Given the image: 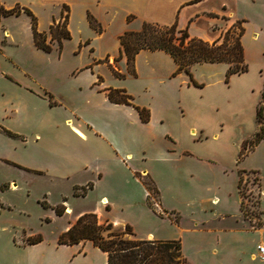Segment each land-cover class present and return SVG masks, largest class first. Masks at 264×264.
<instances>
[{
	"label": "crops",
	"instance_id": "0c3cea01",
	"mask_svg": "<svg viewBox=\"0 0 264 264\" xmlns=\"http://www.w3.org/2000/svg\"><path fill=\"white\" fill-rule=\"evenodd\" d=\"M2 2L7 10L20 5L33 14L35 12L30 4L20 0ZM43 2L52 9L60 8V13H50V22L59 21L63 7H68L70 31L74 6H82L91 35L80 41L79 48L89 51L90 60L71 74L69 88L55 93L10 55L9 47L17 41L3 18L0 24V126L13 136L0 130V165L11 167L9 163L15 164L12 167L16 174L0 181V192L15 191L22 180L30 177L45 174L65 177L77 170L90 169L93 161H101L107 170L115 167L134 175L137 185L145 189L146 204L143 205L147 206L149 192L139 176L151 177L159 190L155 212L162 219H169L181 237L184 233H192L198 246L207 248L209 245L212 249L208 252L221 263L224 248L229 244L232 246L227 254L231 258L230 264H264L257 250L264 241V153L253 158L262 148L264 139L251 150L248 147L245 156L240 157L243 144L253 141L260 131L256 115L262 101L264 70L260 71L261 85L250 90L256 99L254 126L247 128L242 121L234 123L238 132L232 143L236 159L227 161L214 148L220 145L227 127L223 113L230 112V106L235 104V79L244 78L249 71L227 79L226 75L222 76L227 74L226 64H199L198 68L195 65L192 74L197 85H194L186 72L177 74L179 66L170 54L162 50H142L135 58V75H132L120 43L125 32H138L144 23L176 25L180 30H188L191 37L216 42L224 31L242 20L235 19L230 13L231 0ZM91 18L96 27L91 26ZM119 18L123 25L113 29ZM39 31L45 33L47 29L39 28ZM31 33L33 47L44 52L35 46L32 28ZM64 44L65 41L62 50ZM55 45L59 47L53 43L52 51ZM112 68L124 77H116ZM110 90H125L133 99L131 104L111 102ZM136 107L149 110V122L142 121ZM96 168L97 174L100 173L98 186L107 176L101 173V166ZM241 172H255L260 179L258 204L262 226L256 229L250 228L242 210ZM163 177L168 181L165 182ZM165 183L176 194V203L167 200ZM101 199L103 203L108 200L105 196ZM179 202L186 204L190 218L186 217L185 207L177 204ZM9 210L10 206L1 204L0 237L9 234L11 239L14 237L12 230L2 220V215ZM95 213L98 217L102 209ZM177 217L178 223L175 222ZM75 223H71L65 232ZM251 232H258L260 239L249 243ZM58 239L52 245H47L45 239L33 245L16 241V245H9L4 263L108 264L107 254L92 242L60 245ZM139 239L156 240V236L150 232ZM179 241L187 263L199 264L188 258L185 240Z\"/></svg>",
	"mask_w": 264,
	"mask_h": 264
},
{
	"label": "rangeland",
	"instance_id": "374dc122",
	"mask_svg": "<svg viewBox=\"0 0 264 264\" xmlns=\"http://www.w3.org/2000/svg\"><path fill=\"white\" fill-rule=\"evenodd\" d=\"M20 1L30 4L38 18L40 30L47 29L45 33L48 34L50 26L55 22V20L50 22V13L52 11L60 13V8L53 7L52 9L46 6L43 0ZM0 7L7 10L2 0H0ZM13 9L23 10L24 7L19 5ZM81 9L82 6H74L70 22L72 38L65 41L62 52L56 45L57 49L55 48L50 53L38 51L33 47L31 19L26 13L22 12L21 15H24L20 18L15 16L4 18L12 36L17 41L10 45V55L35 75L44 86L54 90L55 93H61L69 88L72 83L71 74L76 69L83 68L90 60L89 51L79 48L80 41L91 35L84 20L83 9ZM229 10L235 19L246 21L242 43L249 72L244 78L236 77L235 79V104L230 106V112L223 113L227 127L225 126L226 130L220 145L217 146L218 149L214 148L216 153L223 155L227 161L233 157L236 159L232 143L238 132L235 131L234 125L242 121L247 125V128L254 126L256 99L254 93L250 94V90L261 85L260 71L264 70V0H231ZM68 13V7L64 6L62 15L65 16ZM4 19H1L0 24ZM122 25L123 20L119 18L113 29ZM48 41H50V37H48ZM109 42H111V37H109ZM115 66L118 65L115 63ZM198 66L195 67L198 68ZM224 75L227 76L223 73L222 76ZM199 77L202 78L200 73ZM220 79L224 78L220 76ZM262 152L264 153V143L253 158L259 157ZM9 164L15 166L13 163ZM95 165L101 166V173H106L107 176L106 180L104 182L101 180L98 186V174L100 173L97 174ZM12 166L0 165V181L16 174V169ZM104 169L103 162L93 161L88 170H77L65 177H54L49 174L30 177L25 181L22 180L15 191L0 192V208L1 204L11 207L8 213L2 215V220L10 227L14 236L11 239L9 234L0 237V264H5L4 257H6L9 245H16L17 242L28 244V239L38 236L45 239L47 245H52L71 223L76 222L84 214H96L95 211L99 208L102 209V213L98 214L99 219L113 224L116 230L124 231L126 226H131L138 238L145 237L151 232L155 234L156 240L184 239L188 258L199 261V264H230L231 258L227 254L232 246L228 244L224 248L225 254L223 263H221L218 257L211 256L208 252L212 249L209 245L207 248L198 246L199 242L192 233H184L181 237V233L169 219H162L157 214L158 212L143 205L146 204L145 189L141 185H137L134 175L131 176L115 167L108 170L106 168V172ZM256 177L257 175L251 173L243 175L241 186L244 211L247 214L245 218L249 221L251 229L257 228L256 225L261 218V208L258 204L260 188L259 182L255 180ZM163 178L165 182L168 181L166 177ZM262 178L264 179V174ZM93 183L96 184V187ZM163 187L169 203H176V194L171 192L169 185L165 183ZM82 193L84 195H76ZM104 196L108 199L106 203H103V199H101ZM152 202L159 203V197L153 198ZM180 203L177 204L185 207L186 217L190 218L191 212L186 208V204ZM60 206H65L70 210H67L63 216H58L56 208ZM30 236H34V238H30ZM257 239H260L258 232H251L248 236L249 243ZM201 249L207 252H200L203 251Z\"/></svg>",
	"mask_w": 264,
	"mask_h": 264
},
{
	"label": "trees",
	"instance_id": "16d2710c",
	"mask_svg": "<svg viewBox=\"0 0 264 264\" xmlns=\"http://www.w3.org/2000/svg\"><path fill=\"white\" fill-rule=\"evenodd\" d=\"M24 12L31 19L34 43L37 49L46 53L52 51V44L57 43L62 50L63 42L72 38L68 28L69 14L61 16L59 21H55L50 27L49 34L39 31L38 19L28 9ZM22 13L21 9L6 10L0 7V21L9 16L18 17ZM64 19V20H63ZM63 20V21H62ZM91 26L96 27L94 20L90 19ZM244 20L236 21L232 27L222 33L220 40L210 43L199 38L191 37L188 30H180L176 25L171 27L159 24L144 23L138 32L127 31L121 38L120 43L123 52L127 56L129 73L135 75V58L142 50H162L170 54L179 68L177 74L186 72L194 85L192 68L199 64H226L228 66L227 79L235 74H243L249 71V65L245 60V49L242 37L245 33ZM50 37V41H48ZM118 61V60H116ZM113 74L116 77H124L114 68ZM108 97L111 102L116 104L130 105L132 97L125 90H110ZM143 122L150 120V112L145 108L136 107ZM257 122L260 124V131L256 134L253 141L245 142L240 157L245 156L248 147L251 150L264 139V88L262 101L257 108ZM0 130L8 135L13 134L0 126ZM256 175L255 172H250ZM248 172H241L239 189L242 193V177ZM149 192L147 198L148 206L156 211L152 199L159 197V190L151 177L139 176ZM257 182L259 177L255 178ZM91 188V186H90ZM85 193V192H84ZM76 194L77 196L84 195ZM242 210L245 217L244 202ZM67 208L60 206L56 208L58 216H63ZM179 222V218L175 219ZM257 228L261 227V222L257 223ZM43 241L41 236L28 239V244H38ZM92 242L93 245L107 254L108 264H188L183 255L182 244L179 240H147L137 238L131 226H126L124 231L116 230L114 225L109 222H100L97 215L93 213L82 215L75 224L66 232L62 233L58 239L60 245H77L82 242Z\"/></svg>",
	"mask_w": 264,
	"mask_h": 264
},
{
	"label": "built area",
	"instance_id": "2783aa9c",
	"mask_svg": "<svg viewBox=\"0 0 264 264\" xmlns=\"http://www.w3.org/2000/svg\"><path fill=\"white\" fill-rule=\"evenodd\" d=\"M258 254L262 260H264V241L257 246Z\"/></svg>",
	"mask_w": 264,
	"mask_h": 264
},
{
	"label": "bare ground",
	"instance_id": "6f19581e",
	"mask_svg": "<svg viewBox=\"0 0 264 264\" xmlns=\"http://www.w3.org/2000/svg\"><path fill=\"white\" fill-rule=\"evenodd\" d=\"M107 201H104V203H106Z\"/></svg>",
	"mask_w": 264,
	"mask_h": 264
}]
</instances>
